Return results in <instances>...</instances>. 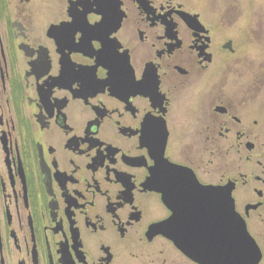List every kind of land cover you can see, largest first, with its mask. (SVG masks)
<instances>
[{"label": "flooded vegetation", "instance_id": "af4514ba", "mask_svg": "<svg viewBox=\"0 0 264 264\" xmlns=\"http://www.w3.org/2000/svg\"><path fill=\"white\" fill-rule=\"evenodd\" d=\"M240 7L0 0V264H264V24Z\"/></svg>", "mask_w": 264, "mask_h": 264}, {"label": "rangeland", "instance_id": "374dc122", "mask_svg": "<svg viewBox=\"0 0 264 264\" xmlns=\"http://www.w3.org/2000/svg\"><path fill=\"white\" fill-rule=\"evenodd\" d=\"M215 1L217 2L218 0ZM240 1H241V7L237 11L243 13V15H241V19L245 20V24H247V22L250 21L251 26L254 28L255 22L253 18L256 19L257 17L261 19L264 24V0H240ZM210 4L212 11L218 12V9L214 8V2H211ZM261 37L262 39L264 38V31L261 34ZM257 51H260V47L254 45L251 49L252 54L255 53L254 55H252L253 57L258 56ZM261 60L262 59L253 61V64H261Z\"/></svg>", "mask_w": 264, "mask_h": 264}]
</instances>
